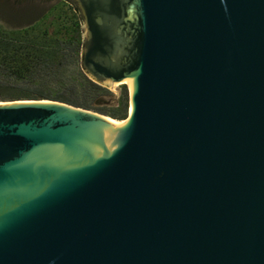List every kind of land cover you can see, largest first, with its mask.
Instances as JSON below:
<instances>
[{"label": "water", "instance_id": "1", "mask_svg": "<svg viewBox=\"0 0 264 264\" xmlns=\"http://www.w3.org/2000/svg\"><path fill=\"white\" fill-rule=\"evenodd\" d=\"M73 1L127 117L0 102V264H264V0Z\"/></svg>", "mask_w": 264, "mask_h": 264}, {"label": "trees", "instance_id": "2", "mask_svg": "<svg viewBox=\"0 0 264 264\" xmlns=\"http://www.w3.org/2000/svg\"><path fill=\"white\" fill-rule=\"evenodd\" d=\"M33 18L20 24L0 18V102L50 100L124 120L126 85L113 95L82 71L75 9L58 1Z\"/></svg>", "mask_w": 264, "mask_h": 264}, {"label": "rangeland", "instance_id": "3", "mask_svg": "<svg viewBox=\"0 0 264 264\" xmlns=\"http://www.w3.org/2000/svg\"><path fill=\"white\" fill-rule=\"evenodd\" d=\"M47 4V1L44 0H0V18L10 23L20 24L33 17L35 18L42 12ZM120 85V83H115L111 87L106 86V88L112 92L113 95H117Z\"/></svg>", "mask_w": 264, "mask_h": 264}, {"label": "flooded vegetation", "instance_id": "4", "mask_svg": "<svg viewBox=\"0 0 264 264\" xmlns=\"http://www.w3.org/2000/svg\"><path fill=\"white\" fill-rule=\"evenodd\" d=\"M44 1H47V6L45 7V8H49L50 6H52L53 4H55L56 2H58V1H65V2H67V3H69V5H71L74 9H75V11H76V13H77V15H78V17H79V23H80V35H81V44H82V23H83V21H82V17H81V15H80V13H79V9L77 8V6H76V4L74 3V1L73 0H44ZM80 60H81V56H80Z\"/></svg>", "mask_w": 264, "mask_h": 264}, {"label": "bare ground", "instance_id": "5", "mask_svg": "<svg viewBox=\"0 0 264 264\" xmlns=\"http://www.w3.org/2000/svg\"><path fill=\"white\" fill-rule=\"evenodd\" d=\"M128 85H129V87H130V82L129 81H125ZM113 123H114V125L115 126H117V127H119L121 124H122V122H119V121H113Z\"/></svg>", "mask_w": 264, "mask_h": 264}]
</instances>
